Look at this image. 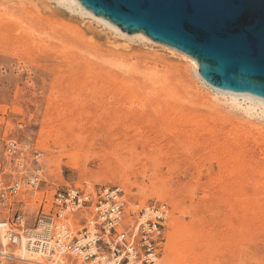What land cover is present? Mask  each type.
Returning <instances> with one entry per match:
<instances>
[{
    "label": "rangeland",
    "instance_id": "1",
    "mask_svg": "<svg viewBox=\"0 0 264 264\" xmlns=\"http://www.w3.org/2000/svg\"><path fill=\"white\" fill-rule=\"evenodd\" d=\"M49 3L43 22L0 3L12 28V42L0 36V174L15 176V140L44 155L45 178L2 216L32 225L59 189L116 186L132 205H168L160 264H264V118L232 108L179 53ZM9 251L0 264H35Z\"/></svg>",
    "mask_w": 264,
    "mask_h": 264
},
{
    "label": "built area",
    "instance_id": "2",
    "mask_svg": "<svg viewBox=\"0 0 264 264\" xmlns=\"http://www.w3.org/2000/svg\"><path fill=\"white\" fill-rule=\"evenodd\" d=\"M43 156L29 153L18 141L6 142L5 157L15 176L9 180L0 174V235L7 242L3 259L16 258L9 250L26 249L40 257V264H160L168 205H132L120 187L59 189L50 200L43 197L32 225L22 213L3 217L26 195L36 197L45 179Z\"/></svg>",
    "mask_w": 264,
    "mask_h": 264
},
{
    "label": "water",
    "instance_id": "3",
    "mask_svg": "<svg viewBox=\"0 0 264 264\" xmlns=\"http://www.w3.org/2000/svg\"><path fill=\"white\" fill-rule=\"evenodd\" d=\"M124 33L193 58L211 87L264 99V0H78Z\"/></svg>",
    "mask_w": 264,
    "mask_h": 264
},
{
    "label": "bare ground",
    "instance_id": "4",
    "mask_svg": "<svg viewBox=\"0 0 264 264\" xmlns=\"http://www.w3.org/2000/svg\"><path fill=\"white\" fill-rule=\"evenodd\" d=\"M58 5H59V7L60 6H63V7H65V8H67L70 12H72V13H77V14H80V15H82V16H87V17H89L90 19H92L93 21H96L97 23H102L105 27H108L111 31H114L115 33H117V35H119V36H121L122 38H128V40L130 39V40H138V41H142V42H147V43H151V44H153V45H159V46H161V47H164V48H167V49H169L171 52H175V53H179L181 56H182V58H185V59H187V60H189V62H190V64H191V66H192V68L194 69V72L197 74V77L199 78V80H201V82L203 83V85H205V86H207V88L208 89H211V90H213L214 92H216L218 95H221L222 97H223V99L225 100V102L226 103H228L232 108H234V109H237V110H239V111H242L243 113H245V114H247L248 116H251V117H253V116H255V115H258V116H261V117H263L264 118V99H261V98H259V97H256V96H253V95H237V94H231V93H226V92H223V91H219L218 89H215V88H213V87H211L209 84H207L203 79H202V77L200 76V74H199V66H198V64H197V62L193 59V58H191V57H189L188 55H185L184 53H181V52H179V51H176L175 49H172V48H170V47H167V46H165V45H161V44H159V43H156V42H154V41H152L151 39H149L148 37H146L144 34H142V33H135V34H124L123 33V31L119 28V27H117V26H115V25H113L112 23H110L109 21H107L106 19H104V18H101V17H97V16H95V15H93L90 11H88L87 9H85L83 6H82V4L78 1V0H54ZM50 0H0V3L3 5H7V6H10V7H13V9H12V11H14V12H23V13H28L29 15L31 14V16L33 15L34 16V18H36V19H34V21H38V19H39V21H41V22H43V19L41 18V13H42V11H46V10H48L49 8H51V7H49L50 6ZM62 8V7H61ZM55 9V11H57V12H59V13H62V14H65V12L64 11H62V10H60L59 8L57 9V8H54ZM50 10V9H49ZM10 14H11V12H10ZM19 14H21V13H18V16H19ZM26 14H23V16H25ZM9 16V15H8ZM32 16V17H33ZM3 17V16H2ZM5 17V16H4ZM4 17H3V19L1 20V18H0V36L1 37H5V32L7 33L8 32V29L9 28H11V26L9 27V24L8 23H10V22H4ZM16 17V16H15ZM11 18H13V17H11ZM11 18H6V19H10V20H12ZM17 18V17H16ZM19 18H22V17H19ZM40 19H42V20H40ZM9 20V21H10ZM14 21H15V19H13ZM12 20V21H13ZM8 21V20H7ZM26 21L27 20H25V23H26ZM48 21V20H47ZM21 22V21H20ZM19 21H18V24L20 23ZM14 23H16V21L14 22ZM14 23H12V25L14 24ZM24 23V22H23ZM27 23H28V21H27ZM38 23V22H37ZM30 24V23H29ZM32 24V23H31ZM11 25V24H10ZM15 25V24H14ZM16 25H17V23H16ZM15 25V26H16ZM24 26H25V24H23ZM28 25V24H27ZM32 25H34V24H32ZM14 26V27H15ZM28 26H30V25H28ZM17 28H18V26H16ZM15 27V29H17ZM22 27V26H21ZM26 27V26H25ZM32 27V26H31ZM31 27H30V29H31ZM34 27V26H33ZM33 27H32V29H33ZM23 28V27H22ZM12 29V28H11ZM14 29V32L16 31ZM22 31L24 30V29H21ZM21 30H18L17 29V31H21ZM11 31V30H10ZM9 31V32H10ZM13 31V30H12ZM27 30L25 29V33H23L22 34V32H20L23 36H24V34L26 35V33H28V34H30L29 32H26ZM31 32V31H30ZM4 34V35H3ZM16 34V33H15ZM27 34V35H28ZM10 35V34H9ZM8 35V37H11V36H9ZM19 34H17V36H18ZM77 35V34H76ZM131 35V36H130ZM7 36V35H6ZM13 36V35H12ZM30 35H28V37H29ZM14 37V36H13ZM19 38V37H18ZM22 39H24L23 37H21ZM25 38H27V37H25ZM30 38V37H29ZM5 39H6V37H5ZM4 38H3V40H5ZM7 39H9V41H11L10 40V38H7ZM6 39V40H7ZM21 39V40H22ZM30 39H32V38H30ZM5 40V41H6ZM4 41V42H5ZM9 41H8V43H9ZM17 41V40H16ZM34 41V40H33ZM36 41V40H35ZM1 42V41H0ZM12 42V41H11ZM10 42V43H11ZM29 43H31L30 41H28ZM22 43V42H21ZM14 44V43H13ZM26 44V43H25ZM28 44V43H27ZM35 44H37V41L35 42ZM29 45V44H28ZM87 45V44H86ZM89 45V44H88ZM32 46V45H31ZM28 47V46H27ZM34 47V46H33ZM29 50V49H28ZM77 57H75V59H76ZM82 60V59H81ZM75 63V62H74ZM89 63V62H88ZM80 64V63H79ZM77 65V64H76ZM91 65V64H90ZM94 66V65H93ZM87 67V66H86ZM92 68V67H91ZM95 69V68H94ZM87 71H89V70H87ZM90 72H92V71H90ZM98 72V71H97ZM96 72V73H97ZM105 72V71H104ZM100 73V72H99ZM135 73V72H134ZM89 74V73H88ZM91 74V73H90ZM98 74V73H97ZM101 74V73H100ZM99 74V75H100ZM102 74H103V72H102ZM106 75V74H105ZM115 75V74H114ZM95 76V75H94ZM113 76V75H112ZM144 76V75H143ZM149 76V75H148ZM96 77V76H95ZM86 78V77H85ZM103 78V77H102ZM101 78V79H102ZM142 78V77H141ZM145 78V77H144ZM168 78V77H167ZM109 79V78H108ZM107 79V80H108ZM116 79V78H115ZM123 79V78H122ZM155 79V78H154ZM104 80V79H103ZM127 80V79H126ZM129 80V79H128ZM158 80V79H157ZM74 81V80H73ZM77 81V80H76ZM93 81V80H92ZM105 81V80H104ZM112 81V80H111ZM160 81V80H159ZM168 81V80H167ZM170 81V80H169ZM71 82V81H70ZM95 82H96V80H95ZM94 82V83H95ZM150 82V81H149ZM155 82V81H154ZM157 82V81H156ZM114 83V82H113ZM159 83V82H158ZM167 83V82H166ZM137 84V83H136ZM151 84V83H150ZM154 84V83H153ZM156 84V83H155ZM160 84H162V83H160ZM160 84H157V85H160ZM90 85V84H89ZM118 85V84H117ZM148 85H149V83H148ZM80 86V85H79ZM83 86H85V85H83ZM124 86V87H123ZM138 86V85H137ZM161 86V85H160ZM164 86V85H163ZM166 86V85H165ZM164 86V87H165ZM128 86L125 84V85H122V87H120V89L122 90V94L123 93H125V90H126V88H127ZM80 88V87H79ZM93 88V87H92ZM135 88V87H134ZM159 88V87H158ZM173 88V87H172ZM172 88H169L168 87V89L170 90V89H172ZM83 89V88H82ZM161 89V88H160ZM165 89V88H164ZM163 89V90H164ZM81 90V89H80ZM130 90V89H129ZM136 90H138V89H136ZM173 90V89H172ZM170 91V92H168L167 94H169L168 96L170 97V96H178L177 94L176 95H174L175 94V91L173 92V91ZM175 90V89H174ZM177 90V89H176ZM95 92V91H94ZM127 92V91H126ZM134 92V91H133ZM143 92H144V89H143ZM147 92V91H146ZM154 92H156V91H154ZM121 93V92H120ZM138 93V92H137ZM129 94V93H128ZM133 94V93H132ZM151 94V93H150ZM135 95L136 94H134V96L133 97H135ZM147 95V94H146ZM156 95V94H155ZM125 96V95H124ZM180 96H182V95H180ZM180 96H178L179 97V100H181V98H180ZM129 97V96H128ZM147 97V96H146ZM154 97V96H153ZM156 97V96H155ZM116 98H119V97H116ZM163 98V97H162ZM175 98H177V97H175ZM174 98V99H175ZM119 100H120V98H119ZM131 100H132V98H131ZM131 100H130V102H131ZM135 100H136V98H135ZM134 100V101H135ZM143 100H144V98H143ZM152 100H153V98H152ZM167 100H168V98H167ZM182 100H183V98H182ZM127 101V100H126ZM162 101V100H161ZM185 101V100H184ZM142 102V101H141ZM180 102V101H179ZM132 103V102H131ZM137 103V102H136ZM159 103V102H158ZM185 103V102H184ZM143 105V104H142ZM145 105V104H144ZM167 105V104H166ZM186 105H187V103H186ZM141 106V105H140ZM165 106V105H164ZM124 107V106H123ZM122 107V108H123ZM139 107V106H138ZM172 107V106H171ZM121 108V109H122ZM125 108V107H124ZM181 111V110H180ZM180 111H178L179 113H180ZM183 111V110H182ZM178 113V114H179ZM183 113V112H182ZM176 114V113H175ZM177 115V114H176ZM195 116V115H194ZM257 116V117H258ZM188 118V117H187ZM169 120V119H168ZM195 120V119H194ZM169 122V121H168ZM192 122V121H191ZM186 123V122H185ZM115 124H117V123H115ZM192 124V123H191ZM205 124V123H204ZM203 124V125H204ZM190 125V124H189ZM200 125V124H199ZM200 128V127H199ZM214 133V132H213ZM186 134H188V133H186ZM215 134V133H214ZM234 136V135H233ZM113 138H115V137H113ZM114 141V140H113ZM234 141V140H233ZM232 141V142H233ZM235 144V143H234ZM191 147V146H190ZM189 147V148H190ZM218 148V147H217ZM239 156V155H238ZM237 156V157H238ZM239 158V157H238ZM233 161V160H232ZM121 173H122V171H121ZM263 176V175H262ZM124 180V179H123ZM124 182H125V180H124ZM253 182V181H252ZM255 182V181H254ZM256 183V182H255ZM260 183V182H259ZM263 184V183H262ZM126 185V184H125ZM264 188V187H263ZM259 190V189H258ZM251 213V212H250ZM1 238H0V242L5 246L6 245V240L4 239V235L1 233ZM179 245H185V244H182V242H180V244ZM184 247V246H183ZM182 247V248H183ZM180 248H181V246H180ZM16 254V253H15ZM14 254V255H15ZM18 258L19 259H21L22 261H26V262H31V263H35V264H40V263H42L43 261H41V259H40V257L38 256V255H36V254H32V253H30V252H28L26 249H23V250H20L19 251V253H18Z\"/></svg>",
    "mask_w": 264,
    "mask_h": 264
}]
</instances>
